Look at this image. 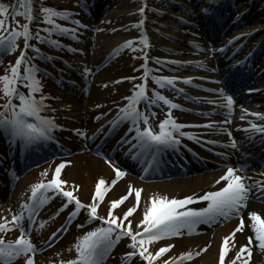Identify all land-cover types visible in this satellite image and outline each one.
I'll return each instance as SVG.
<instances>
[{"label": "snow or ice", "instance_id": "1", "mask_svg": "<svg viewBox=\"0 0 264 264\" xmlns=\"http://www.w3.org/2000/svg\"><path fill=\"white\" fill-rule=\"evenodd\" d=\"M32 2L33 0H16V3L11 5L0 3V56L10 53L18 47L17 38L23 37L24 42V47L20 49L15 62H9L8 68L5 69L3 74H0V99L4 101L0 104V134L5 136L10 145L15 146L18 143L21 151L39 149L48 141L54 140V130L62 127L56 124L54 116L43 114L46 111L55 112V109L46 103V100L53 97L42 92L43 85L37 76L41 69L36 64L31 63L37 57L40 59H51V57L43 56L40 49L30 44L29 41L35 38L39 41L59 46L60 41L50 38L53 33L61 35L71 34L73 39L78 38L75 35L76 28L57 23L56 18L69 21L77 26L81 25L79 20H70L72 14L67 9L59 10L54 7L41 5L39 14L42 17V21L47 25H51V27L37 28L35 32H32L30 23L35 19ZM146 6L145 4L144 7L138 9L141 17H144ZM9 8H11V12L8 11ZM20 8L24 10L20 11ZM201 11L207 12L208 9H202ZM17 15L24 16L26 22L20 25L15 20ZM143 24L144 19L142 18L131 25L132 27L141 28V34L137 38L140 41V45L137 48L132 47L133 41L129 39L119 45L117 49H114L113 52L118 53L119 50L124 48L136 51L139 50L140 46L147 49L150 45L148 36L143 31ZM83 27H87V25H83ZM41 31L48 33V35L41 36ZM241 35L244 34L242 33ZM236 39H239V37H233L229 44ZM196 47L199 48L200 46L196 45ZM27 49H31L35 55L29 57ZM69 50L75 51V49L70 47ZM207 51L211 53L212 49L208 48ZM219 51H223V48H220ZM142 58L144 63L139 66L144 69L139 78L142 82L134 85L131 95L122 98L127 103L123 107H118L117 115L108 123L115 127L119 123L127 121L128 130L117 141V147L129 145L128 150L125 152L126 156H130L133 160H139L142 165L152 166L161 162L160 158L165 152L169 150L178 151L181 137H188L193 140L197 139V137L194 133L182 131L185 127H193L194 125L178 123L174 118L172 109L181 108L180 104L174 103L157 89L149 90L147 88L146 81L153 69L148 66L149 57L147 51L142 53ZM152 59L159 64L166 62L158 57H152ZM171 63L181 62L171 61ZM196 63L198 66H203L202 62L198 61ZM237 63L240 62L238 61ZM90 71L89 68H84L86 75ZM44 74L47 75L46 72ZM121 79L132 80L135 78L122 77ZM151 79L157 85V88H175L176 81L181 78L151 75ZM183 79L185 83H191L193 78ZM21 88H26L27 92L21 91ZM149 91H151V97L148 95ZM176 91L180 93L183 90L176 89ZM209 91L218 93L222 98L219 102V107L226 109L225 119L209 121L202 126L226 132L230 142L224 144L223 147L236 148L237 144L232 138L231 132L227 127H224V125L231 123L233 97L230 94H226L224 89H209ZM248 91L251 92L252 89H248ZM159 102L167 106L168 111L165 113V118L159 120L158 130L154 131L149 124V118L150 116L152 118L156 117V113L152 111V108L159 106ZM141 103L145 104V110L138 109L137 105ZM208 103H216V101L208 100ZM212 114V112L200 113V115L205 116ZM246 115L264 120V114L241 109L240 119H244ZM141 124L143 127H141ZM217 125H220V127L217 128ZM102 128L103 126H101ZM101 129H97V133ZM71 131L78 136L83 137L85 135L79 129H71ZM243 131L251 132L252 134L264 133V124L254 123L249 120L248 126ZM95 135L94 133L93 136ZM208 143L216 144L219 142L213 140L208 141ZM216 154L227 159V155L223 152ZM106 162L113 168L114 177L108 183L103 178H99L95 183L91 201L88 203L82 202L74 195V190L78 189V185L74 186L73 190H67L64 187L67 181L60 177L65 162L62 161L56 164L51 174V179H44L48 172L47 170L42 171L40 173L41 179L30 186L31 195L28 197L27 203H21V210L10 215V219L0 216V264H13L19 258H23L24 264H34L33 254L38 249L30 239L29 233L35 220V214L57 194L62 195L66 200L49 219H54L69 204H74V207L68 213L66 223L70 224L81 210L85 211L86 219L84 223L77 224V228H82L85 224L97 220L100 221L98 226L76 237L74 244L71 246L75 251V256L67 260H60L58 264H105L108 255L122 238H128L129 242L126 247L130 250L121 254V264H130L134 257H138L143 264H181V261L191 260L193 255L198 256L204 249L202 248L200 252L196 253L185 251L180 252L178 255H165L174 247L173 244L163 245L154 252L149 249V246H154L156 242L165 238L181 236L185 232L192 233L196 230L198 224H212L232 218H238V223L228 235L222 238L219 246L218 264H248V259L251 258L253 242H255V246L258 249L264 250V218L256 211H248V224L246 225L245 217L242 215L250 196H257L258 194V198H264V172L256 174L258 178L254 179L253 176L247 174V169L250 166L247 163L240 162L235 167L228 164L224 166L226 170L223 174L214 181L215 184L223 182L222 186L214 191H204L203 194L193 193L179 199L176 197L169 198L167 194L153 193L149 195L144 203L141 218L135 222L133 227V220L130 217L140 206L142 189L133 188L131 183H129L128 191L124 195L108 201L109 206L106 215L98 214V206L104 201L105 194L126 173V170L117 167L114 162L108 160ZM144 171L147 172L148 168H144ZM49 192H51V195H46ZM132 193L135 195L136 202L124 210L122 215H115L113 209L121 205L128 195ZM199 202H205L204 206H188ZM25 210L27 211V222H25ZM45 223L46 221H40L37 228L43 227ZM246 226L250 228L252 234L247 236V242L241 244L237 249L234 242L235 234L243 232ZM13 229L18 230L19 234L14 239H5V234ZM62 230H67L64 224L60 225L48 239L52 240ZM230 250L234 252V255L231 254Z\"/></svg>", "mask_w": 264, "mask_h": 264}, {"label": "bare ground", "instance_id": "2", "mask_svg": "<svg viewBox=\"0 0 264 264\" xmlns=\"http://www.w3.org/2000/svg\"><path fill=\"white\" fill-rule=\"evenodd\" d=\"M215 1L217 0L198 1V7L200 8L199 14L202 15L207 23V29L210 25L214 27L217 26V22L223 21V23L219 25V28L221 31H225L228 24L236 18V15L232 14V11L234 10V3H237L236 12L238 15L236 24L238 27L237 30L228 37V39L234 34H246L256 31L258 28L262 29L261 36L264 35V0H218L217 2L219 5H224L226 9L229 7V9H227L228 13H222L221 9H219V11H212ZM147 2L148 1L145 3L147 4ZM142 5L143 3L140 0H103L101 5L92 7L89 10L87 19L84 22V25H87V27L84 28L88 29L90 32L82 30L79 34H77V40L79 42L83 40L84 43L80 49L75 48V51H72L71 53L74 57H70L68 59V63L73 65L75 73L80 72V74L71 80V82L75 81V83L70 86L71 91L69 93L55 88L53 89V95L56 98V101L51 107L55 109L52 116H54L56 124L61 125L62 127L54 130V140L48 141L39 149H34L33 154L35 155H31L32 161H38L42 158V154L44 152L64 156L65 153L70 151L82 152L70 158V166L64 168V175H66V180L68 182L67 188L70 190H73L74 186L78 184L79 187L74 190V195H76L83 202H86L89 199L91 192H93L92 190L95 183L99 178H103L106 183H108L114 176L113 168L109 163L92 157L90 154L85 152V149H99L105 152L104 157L106 159L114 162L117 166H122L123 170H126V173H136L138 182L133 180L131 177L126 176L121 181L113 185L112 189L107 193L103 203L99 206V213L101 214L107 210L109 206L108 201L117 199L120 195H124L129 183L133 185V188H141L140 206L130 217L133 220V227L135 222L141 218V211L144 203L147 201L149 195L153 193L167 194L169 198H182L186 195H192L193 193L203 194L204 191H214L216 188L220 187L223 182L215 184L214 181L221 176L224 169L220 168L219 164H221L222 161L220 158L216 157L218 156L216 153L223 152V145L226 144L227 139H230L225 132L219 131L218 135L221 139H215L208 138L196 130L190 131L191 133L196 134L197 137L195 140L190 139L193 144L190 153L196 157L195 160L197 165L202 168L203 165L209 166L210 170L214 168H217L218 170L212 173L202 171L194 178L170 181L169 178H163L167 176L161 168H172L174 166L175 163L173 164L171 160L176 161L175 156H178L176 154L179 151L180 153L183 152V141H181L178 151L169 150L165 152L160 158L161 162L158 165H142L139 160H133L130 156L125 155L129 145H122L118 151H114L113 149L114 145H117V141L120 140L121 136H123L128 130L127 126H123L120 128L121 131L113 132V126L108 122L117 115V112L106 121H92V117L95 114L105 112L116 100H118V98L123 97L127 87L124 86L123 92L117 93L114 98L106 101L108 93L105 89H102V86H104L103 83L107 80L109 74V68L111 67V64H109L104 70L100 71L93 77L92 85L88 91L87 99L85 100L83 88L85 74L80 69L81 65L79 64V61L74 60L76 54H79L80 57H78L81 58V62H84L86 66H93V64H97V61L103 55L108 53L120 42L138 37L141 28L132 27L131 25L137 23L143 18V29L148 36L150 45L148 50L151 57L157 56L161 59L170 58L173 60L191 61L202 59L201 57H196L194 54L195 51H193L194 49H186L181 43L184 40V31L179 26V19L181 15L174 10L175 4H170L166 7L160 8L157 11V17L154 19H149L145 16L141 17L138 9ZM208 7H211V10H208L207 12L201 11L202 9H208ZM209 33L210 35L215 34H212L211 30ZM224 33H216L214 36L220 35L219 38H221ZM241 40L242 38L238 41H233V47L238 46L242 42ZM249 44L251 45L249 46ZM254 44L255 43L252 41H249V43L245 46L250 47L247 50L248 52H245L248 56H251L249 53H251L253 49L257 48V46L252 47ZM212 64L215 65L216 62H212ZM148 66L149 68H153L156 65L154 66L150 63ZM163 70L166 72V76L171 74L170 72H167L166 68H163ZM187 76H189V74L184 75L180 72L179 77L183 78ZM255 101L256 102L248 108L249 112H261V114H264V94L260 95L259 99H255ZM246 117L250 119H257L248 115H246ZM182 121L188 122L185 120ZM177 122H180V119H177ZM261 123H263V121ZM246 125L247 124H239L235 120H231V123L228 125V129L231 130V136H233V131L236 132L241 127L244 129L247 127ZM101 126H103L102 129ZM71 129L82 130L85 135L83 137L78 136L75 132L71 131ZM97 129H101V131L97 133ZM87 133L89 135H93L94 133L97 134L96 139L94 140L96 144L91 145V141H88ZM259 134L260 133H257V138L255 139L256 141L260 138ZM213 140L218 141L219 143H208V141ZM27 152L29 153L31 150H27ZM168 156L174 157L171 159ZM26 162L28 163L29 161ZM186 163L189 164L187 160ZM144 168H148V171L145 172ZM259 170H261L260 172H264V167ZM41 171L42 169L38 168L23 177V179L15 187L14 191L10 193L7 203L0 204V216L4 217L6 208L13 206L17 201H19L18 199L21 197V189L35 182ZM130 195L127 197V200L119 205L121 207L115 209V215L120 216L124 210L136 202L134 193ZM204 204L205 202H199L188 206L199 207L204 206ZM251 205L255 208L250 209V211H256L262 218H264V205L255 203ZM247 212L248 209L246 210L244 217L246 218L248 224ZM61 219L40 228V230L33 235V238H37L36 241L38 240V244H40L43 239L46 240L47 234L55 228ZM224 221L225 220L219 223L222 224ZM220 224L218 227L214 228V230L212 229L211 231L196 237L158 241L154 246L150 245L149 249L154 252L157 248L171 243L174 247L165 255H178L180 252L185 251H191L193 253L200 252V249L207 245L206 250L204 252H200V255L197 258H194L191 261L181 262V264H218L219 246L222 242V236L227 235V233L235 226V222L231 224H224L222 226H220ZM246 229L247 233L251 234L250 228L246 226ZM85 231H88V229H77L75 227L71 228L70 231L66 233L51 250L39 256L41 263L58 264V260L73 258L75 256V251L71 246L74 244L76 237L82 235ZM18 234L19 232L17 231L8 235L11 236V239H14ZM246 237L247 235H243L242 232H238L235 235L234 242L237 249L241 244L246 243ZM128 242L129 241H127V243ZM209 242L210 244L208 245ZM126 244L122 240V243H120V245L115 249L111 258L113 261H120L121 254L130 250L126 247ZM253 244V255L251 257L252 261L250 264H264V250H258L255 246V242H253ZM57 253H59V255H57ZM259 253L261 255H259ZM231 254L234 255V252H231ZM134 260L135 263L132 264H141L138 257ZM13 264H23V261L18 260Z\"/></svg>", "mask_w": 264, "mask_h": 264}, {"label": "rangeland", "instance_id": "3", "mask_svg": "<svg viewBox=\"0 0 264 264\" xmlns=\"http://www.w3.org/2000/svg\"><path fill=\"white\" fill-rule=\"evenodd\" d=\"M55 1H57V2H59V1H62L63 3H64V5H66L65 7H67L68 9H71V7H75L76 6V1L75 0H55ZM150 1V0H149ZM151 2V1H150ZM169 2H171L170 0H154V3L156 4V8H158V9H160L163 5H168L169 4ZM148 6H152L150 3H148ZM198 4H197V6H195L193 3H190L189 4V8L187 9V12H186V15L187 16H189L190 18H193V19H195L196 21H195V24H198L199 25V20H200V18H199V16H198V14H195V12L197 11L198 12ZM150 11H154V10H152V9H149V15H147V17L149 18V19H154V18H156L157 17V12H154V13H150ZM17 20H18V22H19V24L20 25H22L23 23H24V21L23 20H21V18L20 17H18L17 18ZM80 43H78V46L77 47H80ZM45 51H47L51 56L52 55H54L55 53V55H59V53L60 52H57V51H50V49L48 48V47H45V49H44ZM70 56V54H68V55H61V58L62 59H64V60H67V58ZM12 57L13 56H11V57H8L7 59L11 62L12 61ZM133 57H135V55L134 54H132L131 52L129 53V52H126V51H123L122 53H121V55L120 56H118V57H116V59H114L113 61H115V62H111L110 64H111V67L109 68V74H108V77H107V80H105L104 81V86H102V89H105L106 91H107V93H108V98L106 99V101L108 100H110L111 98H114L116 95H117V93H119V92H123V87L125 86V87H127V90L124 92L125 93V97L126 96H129V95H131V92H130V88L133 86V84H131L132 83V81L130 82L128 79H121L122 77H134L133 75V72H132V67L135 65V63L138 61V59L135 57V58H132ZM104 58H105V55H103L99 60H98V62L100 63L102 60H104ZM0 71L2 72V70L3 69H6L8 66H9V63L8 62H6V60L5 61H3L1 58H0ZM88 68H91V66H89ZM100 70H104V67L102 66L101 68H100ZM122 75H124V76H122ZM95 76V75H94ZM118 81V82H117ZM41 82L43 83V89H45V92L47 91L48 92V94H49V96H51V97H53V94H54V91H53V89L55 88L56 89V87H55V85H53V84H51V83H48V82H46L45 80H43V79H41ZM91 83H92V81H91ZM136 83V82H135ZM65 90H68V89H65ZM85 97H87V96H85ZM119 99L120 98H118V100H116L112 105H111V107H110V109H109V111L111 110H115V108L119 105ZM1 100V99H0ZM86 100V99H85ZM55 102V100L52 98V99H48V100H46V103L47 104H49L51 107H52V105H53V103ZM112 102V101H111ZM108 111V112H109ZM107 113V112H106ZM44 115H49V112H46V113H43ZM97 117H102V115H98ZM97 117H93V119H95V120H97V121H99V118L97 119ZM149 121H150V119H149ZM150 123V122H149ZM123 125L122 124H119L117 127H122ZM0 138L1 139H3L4 138V135H2V134H0ZM93 154V153H92ZM93 155H95V154H93ZM97 157H99V158H97V159H99V160H101L102 161V156H99V155H97ZM56 162H54V164H55ZM48 167V166H47ZM66 168V167H65ZM45 169H43L42 171H44ZM47 170V172H48V174L50 173V178L49 179H51V174H52V172H53V170H50L49 168H47L46 169ZM63 171H62V173H61V179H63V180H65V181H67L66 180V175H64V169H62ZM41 171V172H42ZM46 178H48V175L46 176V177H44V179H46ZM67 184H68V182H67ZM67 184L66 185H64V187L67 189V190H70L69 188H67L68 186H67ZM76 185H78V184H76ZM75 185V186H76ZM135 185V184H134ZM133 186V185H132ZM94 188H95V186H94ZM94 188H93V192H94ZM22 190V189H21ZM93 192H91V196H92V193ZM109 192V191H108ZM107 192V193H108ZM107 193L105 194V196L107 195ZM125 194V193H124ZM56 196H58V197H62V195H59V194H57ZM91 196L89 197V202L91 201ZM129 196V195H128ZM131 196V195H130ZM63 199H64V197H62ZM61 198V199H62ZM127 200V199H126ZM102 203H103V201H102ZM125 204V203H124ZM74 206H71V207H69V209L71 210L72 208H73ZM119 207H121V206H118L116 209H118ZM138 209V208H137ZM107 210H105L104 212H102L101 213V215H106L107 214V212H106ZM115 211V209H113V212ZM98 212H99V207H98ZM122 215V214H121ZM132 215V214H131Z\"/></svg>", "mask_w": 264, "mask_h": 264}, {"label": "trees", "instance_id": "4", "mask_svg": "<svg viewBox=\"0 0 264 264\" xmlns=\"http://www.w3.org/2000/svg\"><path fill=\"white\" fill-rule=\"evenodd\" d=\"M7 0H1L0 3H4V4H7L8 2H6Z\"/></svg>", "mask_w": 264, "mask_h": 264}]
</instances>
